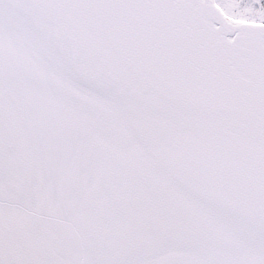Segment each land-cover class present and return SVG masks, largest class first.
<instances>
[{
	"label": "snow or ice",
	"instance_id": "1",
	"mask_svg": "<svg viewBox=\"0 0 264 264\" xmlns=\"http://www.w3.org/2000/svg\"><path fill=\"white\" fill-rule=\"evenodd\" d=\"M0 264H264V0H0Z\"/></svg>",
	"mask_w": 264,
	"mask_h": 264
}]
</instances>
